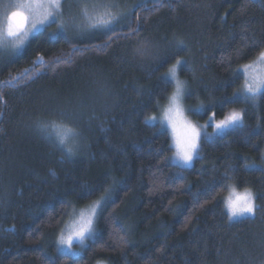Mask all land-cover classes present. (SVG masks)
<instances>
[{"label":"trees","instance_id":"trees-1","mask_svg":"<svg viewBox=\"0 0 264 264\" xmlns=\"http://www.w3.org/2000/svg\"><path fill=\"white\" fill-rule=\"evenodd\" d=\"M8 1L0 0V13ZM112 2L119 5L112 11L142 7L115 33L65 34L57 21L18 51L0 47V85L27 71L0 87V264H264V98L253 107L233 96L243 82L239 69L264 49V0H102ZM101 8L89 7V15L108 10ZM64 14L88 23L78 6L65 5ZM179 38L192 71L178 76L195 93L185 103L205 106L192 120L204 125L211 113L218 120L247 109L244 126L222 138L203 126L202 136L213 139L189 168L171 162L167 130L145 123L168 102L157 77L175 62L171 43ZM145 42L150 53L140 56ZM38 122L75 124L77 154L64 157ZM228 184L255 194V219L229 222ZM85 185L96 191L85 196ZM105 189L112 195L97 231L74 245L77 255L61 252L57 234L68 213Z\"/></svg>","mask_w":264,"mask_h":264},{"label":"snow or ice","instance_id":"snow-or-ice-1","mask_svg":"<svg viewBox=\"0 0 264 264\" xmlns=\"http://www.w3.org/2000/svg\"><path fill=\"white\" fill-rule=\"evenodd\" d=\"M76 4L80 8V17L88 21L87 25L77 23L76 17L71 15L65 19V5L69 9L73 6L72 3H69V0H20L16 4L8 5L7 7H12L15 10L7 15L6 36L15 37L16 42L13 47H19L27 39L28 33L35 29L37 25H45L46 22L55 23L57 21H59L57 30L65 34L69 31H74L78 35H83L86 32L91 33L98 30L105 33L108 31L115 33L116 26L120 24L125 15H131L135 8L142 7V4H137L133 8L127 9L126 12H121L118 10L112 11V9L119 8V5L114 2L102 4V0H76ZM99 6H103L108 10L99 17L89 15V7L97 8ZM137 19L139 20V17ZM129 28V34L138 33L140 30L139 24L135 29H132L131 25H129ZM4 36L5 33L0 32V47L4 46ZM111 39L112 36H109V40ZM106 46L107 44H105ZM171 47L176 55L175 62L166 72L157 77L161 88L160 98L167 99V106L164 107L159 118L147 116L145 123L153 127L166 126L170 130L171 147L175 148L174 156L171 159L189 166L192 164L194 157L200 155L201 145L211 142L213 137L206 133L202 136L203 126L193 124L185 115L186 111L193 114H203L202 110L205 109V106L201 103L186 107L183 103L186 99L195 95L194 90L190 88L187 82L177 77L178 69H184L188 72L192 71L188 60L179 55L181 51H187V45L184 39L179 38L171 43ZM136 53L140 56L148 55L150 53L148 43L145 42L141 47L137 48ZM257 60L264 64V49L259 52ZM59 62L58 58L51 63L57 64ZM242 67L247 72L252 65H243ZM156 70L154 69V71ZM25 76H27V71L4 82L0 87H12L14 84H18L20 80H23ZM173 85L174 91L170 96H166L167 90ZM233 96L243 97L244 102H251L253 107H258V101L264 98V76L255 77L250 82L246 81L244 88L240 92H234ZM3 103H6V101L0 97V104ZM156 108H160L159 101L156 103ZM246 112V108L233 109L219 121L215 120V113H213L205 123L206 125L211 124L214 128V133L222 138L224 135H228L230 132H234L244 126ZM68 119H71L70 115ZM259 119H262V117H258ZM37 127L45 133L46 137L52 138L54 146L61 150L64 157H72L79 151L81 134L75 124L53 123L49 126L43 122H38ZM261 159H264V155H262ZM259 170L264 172V167H260ZM233 171L234 169L231 166H227L223 180H233L234 177L229 175ZM227 187L230 190V195L224 199V207L227 210L229 222H232L234 218L255 219L256 213L261 210L260 206L255 203L257 198L255 194L248 188H245L243 192H238L234 184H228ZM83 190L85 196H90L96 191L94 186L88 185H85ZM111 195L112 190L105 189L104 195L93 203L90 213L87 216L81 214L80 220L72 232L67 237L61 235L58 238V245L66 246L71 250L73 239L77 240L80 245H84L85 241L97 231L96 223L101 218L103 210L107 207Z\"/></svg>","mask_w":264,"mask_h":264},{"label":"rangeland","instance_id":"rangeland-1","mask_svg":"<svg viewBox=\"0 0 264 264\" xmlns=\"http://www.w3.org/2000/svg\"><path fill=\"white\" fill-rule=\"evenodd\" d=\"M18 2H20V0H9L8 2H7V4H6V7L4 8V10H2L1 11V13H0V32H4L5 33V36H4V48H7L8 50H10V51H18L24 44H25V42L28 40V38L31 36V35H33V34H35L37 31H39L43 26H45L46 24H48L49 22H46L45 23V25H37V27L35 28V29H33L31 32H29L28 33V37H27V39H25L24 40V42H23V44H21L19 47H13V45L15 44V42H16V38L15 37H8V36H6V29H7V15H9L13 10H15L14 8H12V7H7L8 5H12V4H16V3H18ZM73 7L76 9L77 8V5H73ZM100 7V6H99ZM98 7V8H99ZM91 8V7H90ZM92 9H94V8H92ZM96 9V8H95ZM102 10H107L105 7L104 8H101ZM92 12V11H91ZM247 65H252V67L247 71V72H245L244 71V69H243V67H241L240 69H239V72L242 74V76H243V82H242V85H241V87H240V89H239V91L238 92H240L243 88H244V86H245V82L246 81H251L253 78H255V77H258V76H264V64H261L258 60H257V58L254 60V61H252L251 63H249V64H247ZM177 77L179 78V76H178V71H177ZM180 80H182L181 78H179ZM182 81H184V80H182ZM173 91H174V85H173ZM172 91V92H173ZM172 94V93H171ZM243 98V97H242ZM168 103V102H167ZM184 104H185V106L187 107V106H189V105H187L186 103H185V101L183 102ZM197 105V104H196ZM167 106V104L164 106V107H166ZM192 106H194V105H192ZM164 109V108H163ZM163 109H162V111H161V113L159 114V115H157L156 117H160L161 115H162V112H163ZM233 109H235V110H240V109H237V108H233ZM233 109H230L229 111H231V110H233ZM228 111V112H229ZM227 112V113H228ZM192 112H185V115H186V117H187V119H189L193 124H196V125H198V126H207V125H211V124H207L206 125V123L204 124V125H199L196 121H194V120H192L193 118H192V116L190 115ZM226 113V114H227ZM193 114V113H192ZM225 114V115H226ZM195 115H197V114H193V116L195 117ZM213 114L211 113L209 116H208V119L206 120V121H208L209 120V117H211ZM224 115V116H225ZM155 116V115H154ZM224 116L222 117V118H220V119H223L224 118ZM196 118V117H195ZM220 119H218V120H216V121H219ZM158 123V122H157ZM162 128H164V129H166L167 130V132H168V134H169V132H170V130H168L167 128H166V126L165 127H162ZM211 135H216L215 133H214V128L212 127V130H211V133H210ZM169 137H170V142H171V136H170V134H169ZM174 152H175V148L174 147H172V154H171V158L174 156ZM170 158V160H171V162L173 163V164H175V165H177V166H180V167H183V168H189V167H191L192 166V164H193V162H192V164L191 165H189V166H185V165H183V164H181L179 161H175L174 159H171ZM194 159H195V157H194ZM194 161V160H193ZM236 190L238 191V192H243L244 190H238L237 188H236ZM230 195V190L228 189V192L226 193V195H225V197H224V199L225 198H227L228 196ZM224 199H223V203H224ZM95 202V201H94ZM92 205H93V203L92 204H90V205H88V206H86V207H84V208H81V209H77V210H71L69 213H68V215H67V217H66V219H65V221H64V223L62 224V226H61V228H60V230H59V232H58V234H57V241H58V238L61 236V235H63L64 237H67L71 232H72V230H73V228L75 227V226H77V224H78V222H79V220H80V217H81V214H83L84 216H87L89 213H90V211H91V208H92ZM225 208V207H224ZM225 211H226V213H227V210H226V208H225ZM240 219H243V218H234L233 219V221H236V220H240ZM58 244V243H57ZM74 245H80V243L77 241V240H75V239H73V241H72V248H71V250H69L66 246H60V245H58V247H59V249L61 250V252H64V253H66V254H69V255H71V256H75V255H77L78 254V252L80 251V249L79 248H75V246ZM100 264H103V263H100Z\"/></svg>","mask_w":264,"mask_h":264}]
</instances>
